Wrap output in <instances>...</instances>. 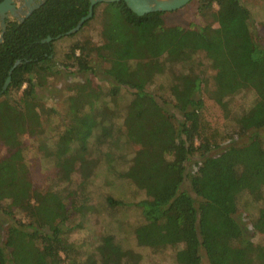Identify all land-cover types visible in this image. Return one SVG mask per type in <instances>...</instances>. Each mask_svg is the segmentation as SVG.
Instances as JSON below:
<instances>
[{
    "label": "trees",
    "instance_id": "1",
    "mask_svg": "<svg viewBox=\"0 0 264 264\" xmlns=\"http://www.w3.org/2000/svg\"><path fill=\"white\" fill-rule=\"evenodd\" d=\"M193 1L201 25L168 24L164 16L175 11L138 16L121 1L95 5L92 17L66 36L87 15V0H46L22 22L6 24L0 92L19 64L0 96V144L7 151L0 157V218L7 223L0 264H138L113 236L104 237L96 254L86 258L70 240L82 226L72 221L87 211L88 201L81 197L76 205L67 185L77 175L83 187L102 166L143 194L134 203L142 218L134 231L139 246L179 247L177 264H264V241L254 243L235 217L241 197L264 205V140L254 133L246 144L222 148L228 135L209 119L202 86L210 68L214 92L209 99L225 111L231 97L249 92L253 99L237 120L239 133L264 129V42L252 35V16L241 0ZM100 6L102 45L96 57L107 65L100 74L112 106L90 79L74 85L63 129L45 140L50 110L38 91L61 70L98 74L90 65L88 42L71 44L60 68L54 44L77 35ZM47 37L51 42L42 43ZM161 75L171 82L164 94L155 90ZM122 90L131 92L121 111L124 131L113 116ZM25 136L36 139L52 163L54 185L46 190L34 186L22 157ZM127 148V164L115 166ZM193 157L196 170L189 174ZM103 199L109 210L126 205L114 194ZM253 228L264 234V206Z\"/></svg>",
    "mask_w": 264,
    "mask_h": 264
},
{
    "label": "rangeland",
    "instance_id": "2",
    "mask_svg": "<svg viewBox=\"0 0 264 264\" xmlns=\"http://www.w3.org/2000/svg\"><path fill=\"white\" fill-rule=\"evenodd\" d=\"M251 13V32L255 38L264 42V0H241ZM196 1H191L186 6L175 11L172 14L164 16L168 24L187 26L191 23L201 25L203 22L201 18L196 15L195 11ZM101 6L98 7L96 15L89 23L83 27L79 33L73 37L64 38L54 44V61L56 68H60L63 61V55L68 51L71 44L75 42H88L93 48L90 56V65L98 74L93 75L91 72L81 73L76 72L73 68L70 70L59 71L55 76L48 79L45 88L39 90L42 104L50 112L45 113V140H53L58 133L63 129L64 122L67 120V97L70 95V88L74 85L83 83L90 79L92 83L101 87L103 91L104 101L112 106V100L105 95L108 91V84L102 80L100 74L101 69L107 67L96 57V49L102 45L100 39L101 32ZM216 27L217 25L214 24ZM203 66L207 65L202 58ZM214 72L208 68L205 71L203 79V88L206 96V110L212 124L219 128L222 132L228 135V140L222 144V148L229 146H241L246 144L250 137L256 133L264 140V129L250 130L245 133H239L237 120L240 116L245 114V110L251 104L253 97L249 92H241L228 101V110L218 105L212 104L209 97L214 92L213 83ZM155 90L158 94H164L168 86L171 84L168 75L157 76L155 79ZM131 99V92L122 90L115 106L113 107V116L115 117V124L124 131L122 109L129 103ZM47 138V139H46ZM37 141L31 137H22L20 139V149L22 157L25 160L31 180L35 187L40 190H46L48 187L54 185V170L52 163L42 156V153L37 148ZM118 147V145H115ZM131 149H126L125 153L119 160L115 162V166L123 168L126 163V154ZM7 154L5 146L0 144V157ZM198 159L193 157L187 163V172L192 174L195 172V161ZM127 164V163H126ZM79 177L73 176L71 183L67 185L75 193V204L78 205V200L81 197L87 199L85 210L74 217L73 224L81 223L80 228H76L70 235V240L80 247L83 258L85 255L94 256L97 247L101 244L106 236H113L114 242L122 250L130 251L134 258H138V264H177L175 261V253L178 248L167 247L165 249H153L151 247H141L136 243L135 228L142 223V218L139 211L135 208L134 203L143 198L140 191H136L129 182L118 179L115 173L108 172L105 167H98L92 180L87 181L83 187H79ZM114 194L120 197L126 205L123 209L109 210L104 205V195ZM82 194V195H80ZM246 197H241L237 201V211L235 217L243 230L252 237L254 243L264 241V234L257 232L253 228V223L257 218L258 212L264 205L262 203L255 205L247 201ZM7 223L0 218V240L3 243L5 240ZM63 264H68L64 262ZM202 264H207L203 260Z\"/></svg>",
    "mask_w": 264,
    "mask_h": 264
},
{
    "label": "water",
    "instance_id": "3",
    "mask_svg": "<svg viewBox=\"0 0 264 264\" xmlns=\"http://www.w3.org/2000/svg\"><path fill=\"white\" fill-rule=\"evenodd\" d=\"M26 0H3L0 2V23L2 27V32L0 33V43L2 42L3 33L5 30V24L4 19L8 17V14L11 17L17 16L19 12V8L16 6L19 4V2ZM46 0H43L45 2ZM89 2L88 7V13L86 16L82 17L75 28L67 32L65 35H71L77 32L83 23L87 20H89L93 15V8L97 4H109V3H115V2H121L123 1L129 10H131L133 13H135L138 16H143L145 14L153 13V12H173L178 9H181L182 7L186 6L193 0H87ZM32 13V8L29 9L27 13L23 14V18L20 19L19 22H22L24 18H27ZM61 36H57V39ZM51 38L47 37L44 42H51ZM19 64V61H17L14 66L9 71L8 77L6 78L2 90L0 92L1 94L7 89L11 82V73L13 69Z\"/></svg>",
    "mask_w": 264,
    "mask_h": 264
},
{
    "label": "flooded vegetation",
    "instance_id": "4",
    "mask_svg": "<svg viewBox=\"0 0 264 264\" xmlns=\"http://www.w3.org/2000/svg\"><path fill=\"white\" fill-rule=\"evenodd\" d=\"M42 3H44L43 0H26V2L25 1L19 2V4L16 5L19 8V12H18L17 16L11 17L8 14V17L3 20L5 27H6V24L10 21H14V20L20 21V19L23 18V14L27 13L30 8H32V11H33ZM1 32H2V27H1V23H0V33Z\"/></svg>",
    "mask_w": 264,
    "mask_h": 264
}]
</instances>
